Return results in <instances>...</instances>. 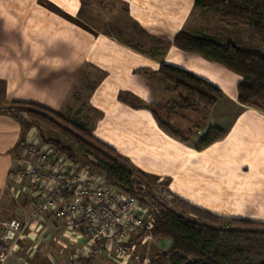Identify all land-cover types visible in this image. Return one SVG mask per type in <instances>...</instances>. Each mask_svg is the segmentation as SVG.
<instances>
[{
	"label": "crops",
	"instance_id": "crops-1",
	"mask_svg": "<svg viewBox=\"0 0 264 264\" xmlns=\"http://www.w3.org/2000/svg\"><path fill=\"white\" fill-rule=\"evenodd\" d=\"M92 3L0 0V101L36 104L62 115L71 112L74 99L82 106L76 115L120 155L135 181L141 175L156 179L171 199L218 217L264 223V112L238 102L239 75L173 45L183 32L264 53L260 38L248 26L224 25L216 11L194 0H99L116 21L115 32L100 31L80 22L92 16ZM162 66L197 76L219 88L223 98L201 114L174 111L168 105L177 96L159 74ZM121 93L134 95L140 105L121 102ZM151 108L165 112L177 129L196 131L189 144L166 134ZM211 128L225 131V139L197 151L195 144ZM38 132L0 113V209L4 215L24 214L22 221L32 211L31 185L12 177L22 143L44 142ZM131 243L137 259L129 263L109 253L92 255L81 229L71 231L47 216L2 264H148L172 248L171 240L155 237L144 242L137 236Z\"/></svg>",
	"mask_w": 264,
	"mask_h": 264
},
{
	"label": "trees",
	"instance_id": "trees-1",
	"mask_svg": "<svg viewBox=\"0 0 264 264\" xmlns=\"http://www.w3.org/2000/svg\"><path fill=\"white\" fill-rule=\"evenodd\" d=\"M194 1L199 8L216 11L226 26H248L260 38L264 47V0ZM173 45L182 52L197 54L206 61L239 75L242 83L238 86V102L264 112L263 52L231 43L221 44L212 37H195L183 32L174 38ZM159 74L172 86V91L177 96V101L168 105L174 111L196 112L203 109L207 112L224 96L219 88L179 68L162 66ZM119 100L132 107L140 105L138 99L130 93H121ZM9 105L25 110L18 112L9 108L0 110V113L5 112L22 124L37 128L41 139L71 162L77 163L78 160L86 162L93 171L103 175L109 184L118 187L127 195L137 196L133 170L122 163L124 160L113 148L94 138L85 125L70 122L78 133L73 135L62 129L61 124L54 119H49L48 116H51L67 123V120L57 112L30 103ZM151 110L159 127L166 134L189 144L192 131L183 133L177 130L169 122L161 120L157 111L153 108ZM21 111L51 129L61 131L86 155L92 156L95 162L79 158L71 150L46 139L40 126L24 120ZM225 137V131L211 128L194 148L203 151ZM141 177L147 178L143 175ZM172 204L174 209L157 201L149 205L156 218L154 237L171 240L172 248L167 253L156 254L148 264H264V223L218 217L178 198H173Z\"/></svg>",
	"mask_w": 264,
	"mask_h": 264
},
{
	"label": "built area",
	"instance_id": "built-area-1",
	"mask_svg": "<svg viewBox=\"0 0 264 264\" xmlns=\"http://www.w3.org/2000/svg\"><path fill=\"white\" fill-rule=\"evenodd\" d=\"M12 178L19 185L30 183L32 211L22 221L5 217L0 209V264L14 256L26 232L40 228L47 216L71 231L81 229L92 255L109 253L126 263L137 259L133 238L154 240L156 218L150 207L45 142L22 143Z\"/></svg>",
	"mask_w": 264,
	"mask_h": 264
},
{
	"label": "rangeland",
	"instance_id": "rangeland-1",
	"mask_svg": "<svg viewBox=\"0 0 264 264\" xmlns=\"http://www.w3.org/2000/svg\"><path fill=\"white\" fill-rule=\"evenodd\" d=\"M91 2H93L92 3L93 9L91 10L92 16H89L88 19H86L84 16H82L80 18V22L82 23V25H85L88 27H93V28H96L100 31H104V30H108V29L112 28L113 29L112 32L113 31L115 32L114 25H115L116 21H114L115 18L111 17V13H110L111 8L109 6H106V8L101 7L99 5V0H91ZM70 106H71V112L62 113V117H63V119L67 120V123L64 121H61L57 118L51 117V116H48V117H49V119L50 118L54 119L58 124H61L60 126L62 127V129L71 132L73 135H77L78 133L70 125V122L74 123V124H78V125L83 124L88 129H89V126H88V122H86V120L83 119V116H79L78 114L76 115V113H75V111L81 110L82 106L80 105V103H77L76 100L73 99L72 101H70ZM9 108L13 109L15 111H18V112H19V110H25V109H22L21 107H17V106L12 107L9 104H6V103H3L0 101V110L9 109ZM22 112H24V111L20 112L21 116L24 120H27L28 122H31L34 124L36 123L40 126L41 131L44 134L46 139L51 140L52 142L58 143L62 147L71 150L79 158L83 157V158H87L90 162H93V163L95 162V160L92 156L86 155V153H84L75 142H73L68 137H66L64 134H62L61 131L51 129L50 127L44 125L42 122H38L34 118H30L26 113H22ZM196 112L201 114L200 112H206V111L203 109H200V110H197ZM196 112L195 111L194 112L182 111L181 114H184V116L189 117L193 113H196ZM158 114H159L161 120L169 122L164 117L165 112L162 111V112H159ZM38 117H41V116H38ZM174 128H176V127H174ZM177 130H179V129H177ZM179 131H181V130H179ZM181 132H183V131H181ZM193 132H196V131H193ZM183 133H186V132H183ZM77 163L83 164V165L88 166L90 168L89 164H87L86 162H84L82 160H78ZM122 163L124 165H126L125 162H122ZM136 178L137 179L135 181V185H136L135 187H136V190L138 192L136 197H138V199L140 200V202L143 205H146L149 207V205L153 204V201H157L159 203H162V204L169 206L170 208L174 209L171 196L169 198L167 197L168 195L164 193L163 188L161 187V185H158L156 179L148 178L146 180V179L141 178V177L139 178L138 176H136ZM23 215L22 214L21 215H19V214L14 215L12 213H9V214H5L4 216L9 218V219H23ZM188 217L191 218L190 215ZM135 253H136V251H135ZM149 253H150V250H149ZM146 258H148V257H146ZM141 264H144V263H141Z\"/></svg>",
	"mask_w": 264,
	"mask_h": 264
}]
</instances>
